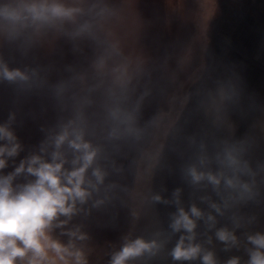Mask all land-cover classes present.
<instances>
[{"label":"rangeland","instance_id":"obj_1","mask_svg":"<svg viewBox=\"0 0 264 264\" xmlns=\"http://www.w3.org/2000/svg\"><path fill=\"white\" fill-rule=\"evenodd\" d=\"M44 1L46 0H0V11L5 9L20 11L23 17L20 21L13 22L0 16V28L5 26L9 28L10 25H13L15 30H24L26 35L25 38H21L24 33L19 32L20 38H16L14 33L10 32L9 44L11 46L7 45L5 41H0V65L10 61L18 54H27L37 60L32 64L33 68L29 69L31 73L23 81L35 76L40 81V84L34 82L33 88L29 90V94H26L31 97H26L28 102H40L42 107L50 102L53 105H50L48 110L51 111L52 107H57L63 114V107L85 109L81 97H87L94 106L97 105L103 109L110 108L111 111L115 107L113 112H117L122 102L126 104L136 100L146 102L151 97L148 92L161 93V90L157 89L159 85H155L157 80H161V77L164 80H171L173 85H176L180 69H177L178 66L175 63L180 59H182L184 67L190 63L182 58L184 55L183 46L181 44L178 46L176 43L174 46L157 52L154 56L155 64L151 69V76L133 78L128 89L123 86V82L125 83L126 80H117L120 76L115 78L116 82L110 81V73L106 75V80L102 79V74L105 72H111L113 75L119 73L122 62L131 61L134 55H141L143 61L151 62L152 50L155 51L162 44L158 42L150 45L152 41L156 40V30L164 32L166 37H169L172 31L168 29V17L157 13L163 5L168 8L167 3L173 6L174 12L179 0H153L154 2L150 5L142 3L145 6L144 12L141 14L138 11V16L130 18L125 24H119L120 22L113 24L110 19L99 20L97 25L102 31L108 33L107 52H104L103 48L100 49L101 34H98L100 39L98 46L91 44L92 39L87 41L86 37L83 38V20H86L84 17H88L84 11H74L71 17L49 18L46 21H34L28 13L23 11L25 5L43 4ZM140 1L132 0L134 8L141 9V3V7H138ZM193 1L196 2V0ZM197 2L191 8L188 22L182 26L185 29L188 28V31H180L179 36L181 38L188 37L190 31L193 33L195 18L199 32L203 30V21L205 22L207 45L203 66L188 86L184 106L179 114L178 110L176 111L178 117L174 114L175 111L168 114L166 111L160 114V117H164L165 114L168 117L156 131L154 140L148 147V157L144 162L141 159L136 161L135 179L137 183L135 181L132 193L130 187L127 188L126 199H124L126 215L122 217L124 221L120 225L124 228L137 226L139 233L136 231L132 233L134 234L133 242L137 239L147 242L153 238L152 227L154 229L157 224L160 225V229L164 228L161 235L165 236V239L156 235L154 241L159 246L157 249L145 252L137 258H131L126 261V264H204L203 256L209 252L212 253L214 264H229L232 259H236L237 264H249L251 253L256 251V246L250 242L249 237L258 234L264 235V0H212L210 4L208 0H201L202 7L198 5V0ZM198 8H201L199 12L202 16L198 14ZM77 10H80V6L77 7ZM177 10L179 11V8ZM178 11L170 15L174 17L171 21H176L179 18ZM196 15L201 17L202 24ZM166 22L168 24H165ZM149 23H152V26L148 25ZM53 28H57V31H53ZM113 41L115 45H130L133 52L124 53L121 57L112 54L110 47L115 46ZM22 44L23 46L20 48ZM106 45L107 41L104 38V48ZM185 49L187 51L188 45ZM194 49L196 50V46ZM11 55L13 56L10 58ZM199 62L201 64L198 57L191 66L194 63L199 64ZM125 65L126 67L132 66L128 62ZM171 65L176 66V69ZM197 68H199L198 65L191 70L190 74L194 75V70ZM186 74L183 73V75ZM59 79H61L60 84ZM44 82L45 85L56 82L54 88L61 87L60 90H57L59 96L56 94L57 97L54 99H39L36 94H31L34 90L40 91L45 86ZM115 86L116 88H114ZM103 87L108 88L105 90ZM0 91L2 92V89ZM122 92L124 93L122 94ZM90 94H93V97H90ZM99 96H102L101 99ZM65 97L67 101H65ZM70 97L71 102L68 101ZM60 102L65 104H57ZM76 102L78 104L75 106ZM140 106L144 108L149 105L142 103ZM28 107H31L30 103ZM218 116L220 126L223 121V124L226 122L228 124L225 137L226 146L228 147L227 151L230 152L229 155L234 154L229 174L230 183L225 188L227 192L222 190L225 185H223L222 168H219V174L222 177L219 180V196H217L219 230L227 224H234V232H229L236 237L235 243L219 240L216 231L209 232L203 225L206 224L205 221L199 223L197 222L198 218L193 216L192 219L197 223H195L196 227L192 233H188L184 229L174 231L171 227L173 217L178 215L180 209L184 211L193 207L201 209L202 191H193L194 199L188 196L187 202L169 196V192H175L177 189L179 169L187 167L185 161L192 160L190 156H195L198 153L195 150H190L193 149L190 147L194 146L192 128L202 125L206 129ZM169 125L170 128L166 133ZM6 128H10V126L7 125ZM52 129L54 133L56 129ZM221 137L223 139V136ZM32 144L33 142L31 143L29 140V145ZM159 148L158 158L154 163ZM220 148L221 143L219 144ZM224 153L225 150L220 154ZM222 162L224 160L220 159L221 166ZM153 164V173L150 175ZM191 166L188 165V167ZM99 171L102 173L101 170ZM149 177L151 179V194L147 202L144 203L149 186L146 184L142 189L140 181L146 180L147 182ZM223 192L228 195L227 198H224L227 202L225 206L222 204L224 202ZM155 196H159L160 201H156ZM130 197L134 205H142L141 211L139 209V219L132 225L129 223L131 214L128 212L129 205L126 203ZM214 199L215 197H213ZM101 204L103 207L107 204L103 198H101ZM108 210L110 209L107 208L104 217L109 221L111 213ZM116 217L118 216L113 219ZM119 217L121 218V216ZM207 234L212 237V239H208L209 242L204 238ZM242 234L244 238H241ZM189 235L193 237L191 241L186 239ZM166 236L167 239L173 237L171 239L172 249L176 247L183 236L186 245L188 243L199 245L201 251L194 259L175 260L169 253ZM260 251L264 252V249H260ZM49 257L48 254V259L40 261L39 264H54ZM30 258L31 253L26 255L23 260L18 258L16 264H29ZM158 259L163 260L158 262Z\"/></svg>","mask_w":264,"mask_h":264},{"label":"trees","instance_id":"obj_2","mask_svg":"<svg viewBox=\"0 0 264 264\" xmlns=\"http://www.w3.org/2000/svg\"><path fill=\"white\" fill-rule=\"evenodd\" d=\"M187 1L192 6H194V4H196L197 2V0L196 2L193 0H187ZM198 1H199L198 5L202 7L203 4L201 0ZM208 1L210 4L212 0H208ZM54 3L60 4L68 9H73L74 11H84V13H86L88 17H84L86 18V20L85 21L83 20V24H84L83 38L86 37L87 41H90L92 39L91 44H93L94 46H98L100 44V39H101L100 49L103 48V51L107 52V46L109 45L108 33L102 31L100 26L97 25V22L102 19H110L113 24L116 22H120L119 24H125L128 22L130 18L138 16L137 15L138 11L142 14L145 8L143 4H146L147 2H145V0H141L139 2V4L143 3L141 9L134 8L132 4V0H58L57 2L56 0H46L43 2V4L49 6ZM167 4H168V8H167L168 23L170 26L168 29L170 31L172 30L171 35L169 37H166V34L164 32L156 30L157 33L156 40L152 41L150 45H153L154 43H158V42L162 44L159 45V47L155 51L152 50L150 57L153 56L151 62L153 61V64H155L154 56L156 55L157 52L162 51V49L168 48L169 46H174L176 45V43H178L177 44L178 46L179 44L183 46L184 55L182 56V58L183 59L185 58L187 63H189L188 61H190V63L187 64L186 67L182 65L183 63L182 59H180L177 63H175L178 66L177 69H180L179 79L176 81V85H173L174 83L171 82V80L170 81L164 80V78L162 79V77L161 80L159 81L157 80L155 84L156 86L159 85L157 89H160L161 92L163 91L168 92L167 102H168L169 110L166 112V114L172 111H175L174 114H176L177 110L179 114L182 107L184 106L185 93L188 89V86L190 82L198 75V73L200 72L203 66L202 62H204L203 61L204 52L207 45L206 33H205L207 27L205 26V22L203 21L204 23L203 30L199 32L198 24L196 20H194L196 35L194 34V36L190 37V39L188 40L186 39L187 37L181 38L179 36L180 35L179 30L176 28L177 25L179 24L178 18L176 21L170 20L173 17L170 15L178 11L177 10L178 3L176 4V8L174 12H173V6H171L169 3ZM78 6H80V10H77ZM200 9L201 8H198V12ZM198 14L202 16L200 12ZM115 16L118 17L114 18ZM200 18L201 17H198L199 22L202 24ZM171 23L173 27H171ZM148 25L152 26V23H149ZM53 31L56 32L57 28H53ZM10 32L14 33L16 38H20L18 34L19 32L24 33V36L21 38H25L26 36L24 30L17 31L15 30V26L13 25H10L9 28L6 26L0 28V41H5V43L9 46H11L9 44L11 37ZM98 34L102 35L100 36V39L98 37L99 36ZM104 38L107 41V45L105 46V48H104ZM113 44L115 45L114 41ZM187 45H188V49L186 51L185 47ZM22 46L23 44L20 46V48ZM194 46H196V50L194 49ZM130 47H131L130 45L127 46V45L116 44L115 46L110 47V51L112 54L121 57L122 55H124V53L128 54V52H133L130 49ZM11 52L13 51L11 50ZM13 55H11L10 58ZM198 57L201 60V64L199 62V64L194 63L191 66V64L195 60H197ZM36 62L37 60L32 59L27 54L24 55L18 54L15 57H12L10 61H6L4 64L0 65L1 66L0 90L2 89V92L0 91V127L6 128L7 125H9L10 128L8 129L6 128V129L10 131L15 137L14 143H17L20 146L15 156L4 157L6 159V166L0 169V177L13 175L15 173V170L20 166L22 161L25 162V168H26L27 167L26 162L32 156H39L43 162L52 163L54 153H59L60 159L64 161L62 171L65 170L72 171L75 167L80 166L79 163L74 165L73 161L76 160L77 157L81 155V153L75 150L74 148H72L69 143V141L75 139V136L77 134H80L82 136L83 141L89 143L90 146L96 150L95 158L100 159L103 153L102 151L103 146L109 144L110 142L116 139L121 138L123 135L127 133L135 132L136 129H134V127H129L128 129H125L126 126L128 125L125 122L127 120H132L131 111L130 112L127 111L125 113L120 112V110L117 112H113L115 110L114 109L115 107H113L112 111L110 110V108L103 109L98 107L97 105L94 106L93 103L87 97H81V100L85 105V109H80V108L77 109L76 107H74V109H71L70 107L66 109L63 107L64 109L63 114L59 112V109L57 107H52L51 111L48 110L49 106L53 105L50 102L46 103V105L42 107V104L40 102L34 103L33 101H29V102L26 101L27 100L26 97L31 98L30 96H26V94H29V90L33 88V84H35L34 82L40 84V81L36 76L23 82L25 77H27L31 73L29 69L33 68L32 64ZM127 62L129 64H132V66L130 65L129 67L128 66L126 67L125 64ZM151 62L148 63V61L146 62L143 61L141 55H139V58H137V56L134 55L131 61L126 60L122 62L121 67L119 68L120 69L119 73L113 75L111 72H105L102 74L103 76L102 79L106 80V75L109 73H110L109 75L110 81H115L116 80L115 78H117V76H120L119 79L117 80L120 79L126 80L125 83L123 82V86L128 89L129 83L132 81L133 78L136 77L147 78L151 76L152 74V70H151L152 68H150L152 66ZM197 65L199 66V68L194 70L195 71L194 75H190L191 70H193L194 67ZM171 66H173V68L176 69V66L174 65ZM5 68H7L9 71H19L24 78L21 79L20 77H17L14 80H8L3 75V70ZM183 73L184 74L187 73V74L183 75ZM60 81L61 79H59V84L61 83ZM56 82H52L49 85H45L44 82L45 86L40 91L34 90L31 94H36V96L39 99H43V98L54 99L57 97V95L59 96V94H57V90L61 89V87L54 88ZM109 84L111 85L112 83ZM21 85H24L25 87H22ZM116 86L114 88H116ZM103 88H105L106 90L108 87H103ZM123 93L124 92H122V94ZM89 96L93 97V94H90ZM71 97H75V96H71ZM71 97L68 98L69 102L72 101ZM101 97L102 96H99L100 99ZM60 99L62 100V98ZM65 101H67L66 97H65ZM29 103L31 104V107H28ZM57 104H62V103L60 102ZM77 104L78 103L76 102L75 106ZM132 114L133 116H135L134 113ZM166 114L164 115V117L163 116L160 117L159 115L160 119L158 120L159 123L157 124L156 131H158L160 125L166 121L165 119L166 117H168V115ZM178 114H176L177 117ZM173 122L174 120L172 121V123ZM170 125L166 129V133L169 130ZM52 128L56 129L54 131L55 134L52 132L53 131ZM65 131H67L68 133V138L65 140L63 144L60 145L59 148H57L56 139L59 135L63 134ZM155 135L156 132L154 136ZM29 140H31V143L33 142L31 146L29 145ZM153 140L154 137L148 146H147V142L144 145L145 141H147L144 140L143 142L135 145L137 148L136 153H134L133 149L135 148L132 146V149H128V151L121 156L119 168H118L120 173L119 178L117 180L118 184L114 186L112 192L114 194L116 193L117 197H120V200L124 201V199H126L127 192L125 194V191L127 190V188L129 187L132 188L133 185L135 187V181H136L135 173L137 171L136 160L141 159L144 162V160L148 157L149 154L148 147L151 145ZM101 144L103 145L101 146ZM140 144L142 146H140ZM0 146H10L9 141L7 139H0ZM31 150L32 152H30ZM159 151L160 148L158 149L157 155L154 158V163L158 158ZM125 159H128V164L126 165L127 166L126 168H124ZM56 162L59 163L60 160L58 159ZM133 163L135 164V168H133ZM153 168H154V164L151 165L152 170L150 171V175L153 173ZM94 170H96V167H94ZM86 173L93 175V173L89 172L88 169ZM34 179H36V177L32 176L26 171L21 172L20 174L13 175L12 186L15 190L18 191L20 187L28 183H32ZM93 180L96 181L97 183L100 182L97 181L95 176ZM150 180L151 179L149 177L147 179V182L146 180L142 182L140 181L142 189H144V185L146 186V184H148L149 186V192L144 197V203L147 202V199H149L151 194ZM126 203L129 205L127 207L128 210H130V213H132L131 220L129 221L130 225H132L134 222L136 223L137 220L139 219V215H140L139 209L141 211L142 205H134L131 197L128 199ZM120 213H121V218L125 217L126 209L124 208V206L123 207L119 206V208L115 210L114 213L112 212L110 214L111 218L108 221L107 218L104 217L101 206H97V205L93 206L92 213H90V211H86L84 213L81 210V205H80L77 209V213L75 216L74 215H71V217L59 216L57 220L53 221V225L49 230H47V234L49 235L51 240L60 243L62 246L67 248L68 251L64 254V260H60L56 256V254L49 249L48 254L50 256L49 257L50 260L54 264H112L113 257L117 253H119L126 244L133 242L134 234L132 233H134V231L138 232L137 226L135 227L129 226L127 228L120 226L121 222L124 221L123 218L119 222H117L115 226L111 228V230L105 227L107 226L106 224H111L114 221L113 218L115 217L116 214L119 215ZM112 219L113 221H111ZM61 222H64L66 226H61ZM77 253L80 254L79 260L77 259L76 256Z\"/></svg>","mask_w":264,"mask_h":264},{"label":"clouds","instance_id":"obj_3","mask_svg":"<svg viewBox=\"0 0 264 264\" xmlns=\"http://www.w3.org/2000/svg\"><path fill=\"white\" fill-rule=\"evenodd\" d=\"M23 11L28 13L34 21H46L49 18L71 17L73 9L65 8L60 4H30L25 5ZM0 16L10 21H20L23 17L20 11L7 9L0 11ZM3 75L8 80L17 77H24L19 71L3 70ZM68 138L65 131L56 139L57 148ZM0 139H7L10 146H0V169L6 166L7 157L17 154L19 144L14 143L15 137L5 127H0ZM70 146L81 153L73 164H80L72 171H62L64 161L60 159L59 153L53 154L52 163L43 162L39 156H32L26 163L22 161L15 170L16 174L27 172L36 179L20 187L17 191L12 186L13 175L0 177V264H16L17 259L23 260L31 253L29 264H39L40 261L48 259V250L53 251L60 260H64L67 248L60 243L51 240L47 234L53 221L59 216L71 217L76 211V202L83 203L89 196V192L84 187L85 173L92 166L96 150L89 143L84 142L82 136L77 134L75 139L69 141ZM60 160L57 163V160ZM93 175L97 181L103 180V174L97 169ZM194 182L203 178L202 174H197L195 169L191 170ZM209 180L218 183L214 177L209 176ZM156 201H160L159 196H155ZM191 216L199 218L200 211L193 207ZM211 220L212 217H209ZM174 231L181 229L192 233L196 227L194 220L183 209L178 215L173 217L171 225ZM216 236L224 242L235 243L236 237L226 229L217 231ZM188 241L193 239L192 235L187 237ZM250 242L256 246V251L251 253L249 264H264V235L249 237ZM159 246L155 241L145 242L137 239L126 244L122 250L113 257L112 264H126L131 258L138 257L145 252H151ZM201 249L199 245L188 243L185 245V237H181L176 247L172 251L175 260H191L198 256ZM79 260L80 254H76ZM204 264H214L212 253L203 256ZM229 264H237L236 259L229 261Z\"/></svg>","mask_w":264,"mask_h":264},{"label":"water","instance_id":"obj_4","mask_svg":"<svg viewBox=\"0 0 264 264\" xmlns=\"http://www.w3.org/2000/svg\"><path fill=\"white\" fill-rule=\"evenodd\" d=\"M147 2V5L152 4L154 1L153 0H145ZM141 7V4L138 5ZM194 7L190 3H188L187 0H179L178 2V8H179V15H178V25L177 29L180 31H188V28L185 29V27H182L185 23H187L188 18L190 17L191 14V8ZM196 9V7H195ZM186 11L187 14H186ZM158 15H162L164 17H168V12L167 8L165 5L161 6V9L157 13ZM197 16V15H196ZM163 17V21H164ZM195 18V17H194ZM170 19V18H169ZM172 20V19H170ZM195 20V19H194ZM165 24H168L167 22ZM170 26L168 25V28ZM172 27V23H171ZM182 27V28H181ZM196 32L195 28H193V33L190 31L188 34V37L186 38L187 40L190 39L191 35ZM137 58H139L138 55H136ZM151 67L153 68V61L151 62ZM191 75V74H190ZM172 82V81H171ZM151 88V87H150ZM151 97L149 98L148 101L142 102L139 100H136L132 103H122L120 105V112L125 113V112H130L131 111V117L132 120H127L125 123L128 124L125 129H128L129 127H134L135 132H130L125 135H123L121 138L116 139L109 144L105 145L102 147V157L100 159L95 158L93 165L89 167L88 171L89 172H94V167H96V170L99 169L102 171L103 174V180L97 183L96 181L93 180L94 176L85 173V185L84 187L87 189L89 192V196L87 199L81 203L79 201L76 202V211L72 215H76L78 207L81 205V210L85 213L86 211H92L93 206H101L102 212L105 215L107 212V208L109 213H114L115 210L119 208V206L123 207L124 206V201L120 200V197H117L116 193L113 192V188L116 184H118L117 180L119 178V163L121 156L128 151V149H132V146L135 148L134 153L137 152L136 144H139L141 142L145 141L144 145L147 142V146L150 144L151 140L154 137V134L156 132L158 120H159V115L168 111V92H161V93H150L148 92ZM145 103L148 104V107H142L140 104ZM131 108V109H130ZM135 116H133V114ZM131 144V145H129ZM140 146H142L140 144ZM145 148V147H144ZM142 149V148H141ZM132 151V150H131ZM139 158V157H138ZM136 160V159H135ZM134 160V162H135ZM137 161V160H136ZM95 163V164H94ZM128 164V159L124 160V168H126ZM98 167H97V166ZM133 168H135V164L133 163ZM35 181V179H34ZM33 181V182H34ZM121 185V184H120ZM132 188H130V191H132ZM127 191V190H126ZM125 191V193H126ZM101 198L105 200L107 203L105 207L102 206L101 204ZM119 204V206H118ZM130 213V210H128ZM131 217H132V213ZM90 216V215H89ZM88 216V217H89ZM114 219L112 224H106L108 229L111 230L115 226L117 222L121 220L119 216H121V213ZM61 226H66L64 222H61ZM109 231V230H108ZM107 231V232H108Z\"/></svg>","mask_w":264,"mask_h":264},{"label":"crops","instance_id":"obj_5","mask_svg":"<svg viewBox=\"0 0 264 264\" xmlns=\"http://www.w3.org/2000/svg\"><path fill=\"white\" fill-rule=\"evenodd\" d=\"M218 118H219V116L217 117L216 120L212 121L211 125L208 126L206 129L202 125L198 126L196 128H192V130H193L192 133H193V138H194L193 139L194 146L190 147V148H193L190 150H195L198 153L195 154V156H190L192 158V160L185 161V163L187 164V167L183 168L182 170L179 169L178 174H180V176L177 179V181H178V183L176 185L177 189L175 190V192L174 191L169 192V196H172L173 198H176L179 201L184 200L185 202H187L188 196H191L194 199V197H193L194 192L193 191H196V190L202 191L203 198L200 202L201 203L200 204L201 209L198 207H195L201 213V216L198 218L197 222L202 223L205 221L206 224H203V225H205L207 227V230L209 232L219 231V210H218L219 203H218V199H217V196H219V187H220L219 180H220V178L223 177V179H224L223 185H225V186H224V188H222V190H224V192H227L225 190V188L230 183V179H229L230 175L229 174H230V170L232 168L231 160L234 156L233 153H231L229 155L230 152L227 151L228 147L226 146L225 137H226V133L228 131V124H227V122L223 124V122H224L223 121L222 126H220L219 125L220 120ZM221 136H223V139H221L222 138ZM220 143H221V148L219 149ZM231 145L233 146V143H231ZM223 150H225V153L220 154L223 152ZM220 159L224 160V162H222V166L219 164ZM216 160H217V162H216ZM188 165L189 166L192 165V166L188 167ZM219 168H222V174H223L222 177H220ZM193 169H195L197 174H202V176H203V178L201 180H199L198 182L193 181V178L191 175V170H193ZM228 175H229V177H228ZM209 176L214 177L215 180L218 181V183H213L211 180H209L208 179ZM224 192H223V200H224V198H227V196H228V195H225ZM213 197H215L214 200H213ZM195 202H196V200H195ZM222 204L225 206L227 204V202H225V200H224V202H222ZM185 212L188 213L190 215V217L192 218L191 208H188L187 211H185ZM209 217H212V219L210 220ZM197 222H195V223H197ZM163 229L162 228L160 229V225H158V224L154 229L152 227V232L154 233V236H153V238L149 239L147 242H149V243L153 242L154 237L156 235H159L160 237L165 239V236L163 237L161 235V231H163ZM222 229H226L228 231L234 232L235 225L230 223V224H227L224 227H222ZM165 234H166V232H165ZM172 238L173 237L171 236L170 239H167V236H166L167 244H168L169 249H170V252H169L170 254H172V251H173V249H172L173 247H171L172 246V243H171ZM204 238H206L205 240L207 242H209L208 239H212L211 235L208 236V234L205 235ZM241 238H244L243 234H242ZM152 255H154V254H152ZM162 260L158 259L157 261L159 262Z\"/></svg>","mask_w":264,"mask_h":264},{"label":"flooded vegetation","instance_id":"obj_6","mask_svg":"<svg viewBox=\"0 0 264 264\" xmlns=\"http://www.w3.org/2000/svg\"><path fill=\"white\" fill-rule=\"evenodd\" d=\"M138 233H139V231H138Z\"/></svg>","mask_w":264,"mask_h":264}]
</instances>
